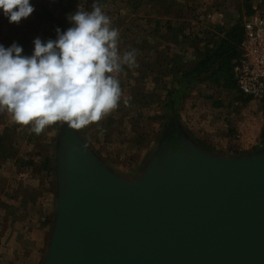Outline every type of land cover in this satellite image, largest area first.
Masks as SVG:
<instances>
[{
	"label": "rangeland",
	"instance_id": "374dc122",
	"mask_svg": "<svg viewBox=\"0 0 264 264\" xmlns=\"http://www.w3.org/2000/svg\"><path fill=\"white\" fill-rule=\"evenodd\" d=\"M145 1L31 0L35 10L19 24H9L0 15V44L8 47L16 42L24 54L30 55L35 38L48 40L51 35L56 36V28L64 31L71 26L66 15L74 13L77 6L87 11L92 10L94 3L101 7L110 26L119 32V53L134 51L135 64L123 65L119 73L113 74L121 88L117 107L98 122L73 129L108 171L120 179L139 180L164 143L165 135L171 129L184 134L190 126L183 123L180 113L195 107L214 111L229 132L235 131L236 124H242L247 137L261 145L254 153L263 151L264 104L237 90L230 62H226L231 61L228 51L242 36L243 18L250 13L251 4L241 0L242 13L225 23L222 17L207 15L182 19L171 14L172 18L165 21L163 17L152 19L162 13L155 14L153 7L159 6L147 5ZM53 17L56 24L51 28ZM163 26L169 29L165 31ZM222 41L226 43L225 53L214 62L210 59L206 70L195 71L198 56L213 51ZM168 44L171 47L166 51ZM181 47L191 49L185 60L181 58ZM184 71L190 74L185 77ZM65 126L64 122H56L37 135L30 131L31 125L16 124L10 113L0 111V137L5 144H0V160L10 158L21 173L37 176L43 186L39 220H31L30 204H11V209L0 211V233L9 228L6 246L10 248L11 264H44L56 217V160Z\"/></svg>",
	"mask_w": 264,
	"mask_h": 264
},
{
	"label": "water",
	"instance_id": "95a60500",
	"mask_svg": "<svg viewBox=\"0 0 264 264\" xmlns=\"http://www.w3.org/2000/svg\"><path fill=\"white\" fill-rule=\"evenodd\" d=\"M56 172L44 264H264V151L214 156L171 129L132 182L66 124Z\"/></svg>",
	"mask_w": 264,
	"mask_h": 264
},
{
	"label": "clouds",
	"instance_id": "9594fccd",
	"mask_svg": "<svg viewBox=\"0 0 264 264\" xmlns=\"http://www.w3.org/2000/svg\"><path fill=\"white\" fill-rule=\"evenodd\" d=\"M34 10L31 0H0L9 24ZM66 19L71 26L56 28L55 39L35 38L30 55L16 42L0 44V111L37 135L56 122L80 129L101 120L121 98L113 74L135 64L134 51L119 53V32L97 4L91 11L77 6Z\"/></svg>",
	"mask_w": 264,
	"mask_h": 264
},
{
	"label": "crops",
	"instance_id": "0c3cea01",
	"mask_svg": "<svg viewBox=\"0 0 264 264\" xmlns=\"http://www.w3.org/2000/svg\"><path fill=\"white\" fill-rule=\"evenodd\" d=\"M243 1L146 0L145 2L147 5L156 4L159 6L153 7V9H156V11H154L155 14L156 12L162 13L161 17L154 16L151 17L152 19L163 17L165 21L172 18L171 14L175 18L182 19H200L207 15L216 19L222 17L224 22L227 23L229 18H235L239 13H242L240 9V4L242 3L240 2ZM246 3L249 5L251 4L252 10V12L250 10V13L246 17H249L250 14L253 13V6L258 7L260 11L264 12V0H246ZM238 8L240 10H238ZM186 13L187 16H184ZM164 29L162 28L163 32L168 30L169 27H166L165 31ZM180 29H182V27ZM170 47L171 45L169 44L165 46L166 51L169 50ZM238 49L237 47V54L239 52ZM173 51H176V49H173ZM180 52H182L181 58H184L183 60L191 55V49L187 47H181ZM232 62L233 58L230 62L231 68ZM147 63H149V61H147ZM180 116L185 125L190 124L186 132H184L185 137L197 148L208 154L226 158H240L256 152V149L261 147L260 144L247 137V129H243L242 124H236L234 132L226 130L223 119L217 118V114L214 113V111L212 112V110L195 107L188 109V111L184 110L180 113ZM34 176L30 175L27 171L26 173H21L20 168H16L10 158L2 161L0 160V211L11 209V204L19 207L23 204H30L32 211L31 220L34 222L39 220L38 213L40 212L39 210H41L43 186L37 176ZM24 200H26V203ZM8 230L9 228L7 226V228L0 233V264L12 263L10 248L6 246L8 243V241H6ZM10 239L9 235V243Z\"/></svg>",
	"mask_w": 264,
	"mask_h": 264
},
{
	"label": "built area",
	"instance_id": "2783aa9c",
	"mask_svg": "<svg viewBox=\"0 0 264 264\" xmlns=\"http://www.w3.org/2000/svg\"><path fill=\"white\" fill-rule=\"evenodd\" d=\"M253 13L242 22V37L233 59L232 70L237 90L264 104V12L253 6Z\"/></svg>",
	"mask_w": 264,
	"mask_h": 264
},
{
	"label": "trees",
	"instance_id": "16d2710c",
	"mask_svg": "<svg viewBox=\"0 0 264 264\" xmlns=\"http://www.w3.org/2000/svg\"><path fill=\"white\" fill-rule=\"evenodd\" d=\"M55 24H56V19L53 17V18H50V25H51V28H54L55 27ZM55 35H51L50 36V39H55ZM242 37V36H241ZM239 40H240V38L238 39V41H237V43L236 44H234L232 47V51H228L229 52V56H231L230 57V59L232 60V58L234 59V58H236L237 56H238V54H237V45H238V42H239ZM225 47V50H223V48ZM226 43H225V41H222V44L221 45H218L217 46V48L216 49H213V51H210V50H208L207 52H206V54L204 55V56H200V58H199V56H198V62L195 64V66L193 67V69L196 71V70H199V71H204V70H206L207 69V65H208V63H209V60L211 59L212 60V62H214V60L216 59V57H219V56H222L223 55V53H225V51H226ZM237 54V55H236ZM221 59H219L218 60V62L220 61ZM231 62L230 60H227L226 62ZM225 62V63H226ZM222 62H220V64H221ZM230 66H231V63H230ZM190 73H188V71H184L183 72V75L185 76V77H187V75H189ZM2 141H3V137H0V144L2 143ZM3 145H5V144H3L2 143V146ZM2 149V147H0V150ZM1 152V151H0ZM47 165H48V159L46 160V162H45V166L44 167H46L47 168Z\"/></svg>",
	"mask_w": 264,
	"mask_h": 264
}]
</instances>
